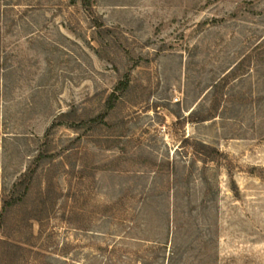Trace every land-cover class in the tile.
Masks as SVG:
<instances>
[{
    "label": "rangeland",
    "instance_id": "obj_1",
    "mask_svg": "<svg viewBox=\"0 0 264 264\" xmlns=\"http://www.w3.org/2000/svg\"><path fill=\"white\" fill-rule=\"evenodd\" d=\"M23 194L0 264H264V0H0Z\"/></svg>",
    "mask_w": 264,
    "mask_h": 264
},
{
    "label": "trees",
    "instance_id": "obj_2",
    "mask_svg": "<svg viewBox=\"0 0 264 264\" xmlns=\"http://www.w3.org/2000/svg\"><path fill=\"white\" fill-rule=\"evenodd\" d=\"M71 1H76V0H71ZM79 2L84 6V7H88L90 5V0H79ZM129 83V79L125 78V79H121L117 82L116 86L114 87L113 91L111 92V94L109 95L108 98V105L110 107V105H112V101H114L115 98H118V95L122 94L123 91H125V89L127 88ZM119 93V94H116ZM37 158V156H36ZM24 178V177H23ZM23 183V179H19L18 181L13 183V188H18V186H21ZM12 195V194H11ZM24 198L25 195L23 194V196L18 195L15 197L12 196H4L1 199V205H0V229H3L5 224H6V219L8 217V214L11 210V208L13 206H17L18 204H20L21 202H24ZM37 211V208H36ZM31 218H35L37 219V221H40L38 216H36L37 214H35V212L30 214ZM7 236L3 235V237L0 236V249H1V256H0V261L2 260V254L3 255H7L8 251L10 248H15V250L21 249V244L18 243L17 241H10L8 238H6ZM164 245L166 243H163ZM13 250L12 253L15 255L16 251ZM10 252V251H9ZM168 263L169 264H177L178 261H180L181 256L178 252V250L176 251L175 247L173 246L172 250H170L166 256ZM144 264H151V262H146Z\"/></svg>",
    "mask_w": 264,
    "mask_h": 264
}]
</instances>
